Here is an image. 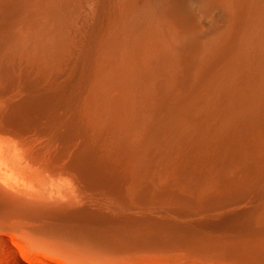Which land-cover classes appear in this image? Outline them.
Wrapping results in <instances>:
<instances>
[{
	"label": "bare ground",
	"instance_id": "6f19581e",
	"mask_svg": "<svg viewBox=\"0 0 264 264\" xmlns=\"http://www.w3.org/2000/svg\"><path fill=\"white\" fill-rule=\"evenodd\" d=\"M0 234L264 264V0H0Z\"/></svg>",
	"mask_w": 264,
	"mask_h": 264
},
{
	"label": "rangeland",
	"instance_id": "374dc122",
	"mask_svg": "<svg viewBox=\"0 0 264 264\" xmlns=\"http://www.w3.org/2000/svg\"><path fill=\"white\" fill-rule=\"evenodd\" d=\"M5 236H7L6 241L4 240ZM14 236L11 237L13 240L18 238ZM3 237V239L0 238V264H69L62 258L28 247L20 238L13 241L10 235L4 234Z\"/></svg>",
	"mask_w": 264,
	"mask_h": 264
}]
</instances>
